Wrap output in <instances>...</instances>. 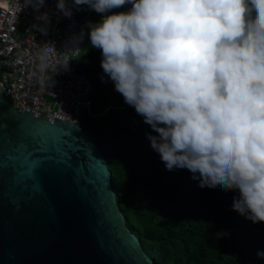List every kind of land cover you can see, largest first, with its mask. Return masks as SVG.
Listing matches in <instances>:
<instances>
[{"label": "clouds", "instance_id": "obj_1", "mask_svg": "<svg viewBox=\"0 0 264 264\" xmlns=\"http://www.w3.org/2000/svg\"><path fill=\"white\" fill-rule=\"evenodd\" d=\"M73 2L100 14L132 6L90 24L104 73L159 134L149 139L167 170L238 191L233 210L264 223V0ZM57 9L72 15L66 0Z\"/></svg>", "mask_w": 264, "mask_h": 264}, {"label": "water", "instance_id": "obj_2", "mask_svg": "<svg viewBox=\"0 0 264 264\" xmlns=\"http://www.w3.org/2000/svg\"><path fill=\"white\" fill-rule=\"evenodd\" d=\"M4 91L0 264H155L126 226L96 139L80 123L19 112Z\"/></svg>", "mask_w": 264, "mask_h": 264}, {"label": "trees", "instance_id": "obj_3", "mask_svg": "<svg viewBox=\"0 0 264 264\" xmlns=\"http://www.w3.org/2000/svg\"><path fill=\"white\" fill-rule=\"evenodd\" d=\"M130 4L100 14L127 12ZM102 50L90 36L76 60L94 86L93 106L81 118L108 161L117 204L126 226L155 264H264V223H252L233 210L238 191L200 187L188 169L167 170L149 136H158L135 108L126 104L101 67ZM163 126V125H161ZM199 176V174H196Z\"/></svg>", "mask_w": 264, "mask_h": 264}, {"label": "built area", "instance_id": "obj_4", "mask_svg": "<svg viewBox=\"0 0 264 264\" xmlns=\"http://www.w3.org/2000/svg\"><path fill=\"white\" fill-rule=\"evenodd\" d=\"M57 3L45 0L36 11L26 0H0V85L21 113L80 123L93 106L94 86L75 63L94 22L73 0H66L71 17ZM43 13L47 21L37 19ZM48 44L55 50L45 51Z\"/></svg>", "mask_w": 264, "mask_h": 264}, {"label": "snow or ice", "instance_id": "obj_5", "mask_svg": "<svg viewBox=\"0 0 264 264\" xmlns=\"http://www.w3.org/2000/svg\"><path fill=\"white\" fill-rule=\"evenodd\" d=\"M31 150L34 152V153H36V152H39L40 151V148H39V146L38 145H32L31 146Z\"/></svg>", "mask_w": 264, "mask_h": 264}, {"label": "bare ground", "instance_id": "obj_6", "mask_svg": "<svg viewBox=\"0 0 264 264\" xmlns=\"http://www.w3.org/2000/svg\"><path fill=\"white\" fill-rule=\"evenodd\" d=\"M82 7H83V5L80 6V10H82ZM82 11H83V10H82ZM83 12H84V11H83ZM85 13H90V15H91V17H92V20H93V22H94L93 13H92V12H85ZM94 24H95V22H94Z\"/></svg>", "mask_w": 264, "mask_h": 264}]
</instances>
